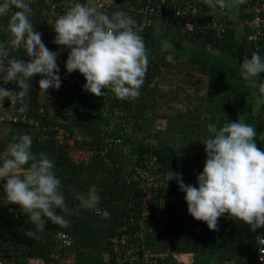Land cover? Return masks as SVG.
<instances>
[{"label":"trees","instance_id":"16d2710c","mask_svg":"<svg viewBox=\"0 0 264 264\" xmlns=\"http://www.w3.org/2000/svg\"><path fill=\"white\" fill-rule=\"evenodd\" d=\"M108 1L103 12L109 16L117 11L126 12L136 22L135 30L148 51L146 77L135 100H118L106 89L102 90L107 92L101 97L84 91V76L78 70L67 73L68 51L53 42L56 19L70 8L67 0H26L32 10L29 19L42 34L43 43L49 50L59 52L57 64L62 84L58 90L50 88L44 94L39 92L41 76L29 80L25 112L11 108L8 99L0 100V164L7 158L6 148L13 137L30 135L32 152L44 153L54 161L53 171L61 181L60 191L66 205L64 210L56 209V213L71 223L62 228L45 218V230L39 232L18 205L0 201V247L8 240L15 245L13 254H8V248L4 247V255L10 262L2 264H30L31 261L61 264L52 261L53 246L60 231L73 238V243L65 249L74 254L76 264H117L118 250L112 236L127 233V242H138L133 236L134 227L119 230L128 219L130 208L137 209L144 197L138 186L140 181L130 178L135 167L156 155V162L166 174L170 170L180 173L185 184L198 187L197 177L207 159L203 142L215 134L210 128L213 116L217 117V127L238 120L255 126L257 147L264 151V105L255 111L251 109L252 100L256 101L259 96L258 88L239 75L241 63L245 57L251 59L254 51L264 60V21L259 27L247 21L253 14L247 11V2L237 6L239 19L233 20L229 18L234 16L232 8L212 9L203 0H192L196 2V10L175 18L172 6L165 11L170 0H155L157 12L150 24H143L144 15L139 8L144 1ZM261 15L264 17L263 11ZM213 16L226 17L232 22L221 36L214 28L207 27ZM9 18L10 14L0 17V42L9 38L5 31ZM187 21H197L206 29H190ZM256 31L263 33L255 38ZM164 41L173 46L168 52L161 51ZM9 52L10 58L29 59L22 47ZM168 55L172 56L171 62L166 59ZM261 82H264V73L256 84ZM7 89L20 90L16 83H10ZM19 107L17 104L16 108ZM11 112L20 113L19 119L10 118ZM23 113L29 118H22ZM32 115L39 121L30 120ZM109 134L118 139L104 153L102 149ZM70 150L87 151L90 156L75 159ZM28 167L30 162L24 169ZM172 183L180 191L175 179ZM93 185L100 197L97 207L108 209V218L80 207L77 194H86ZM182 221L176 218L173 226H169L170 242L163 244V234L154 232L146 243L159 246L155 243L158 240L162 248L170 243L171 247L199 253L204 246L207 224L195 219ZM218 221L222 233L218 264H262L257 260L256 238L264 228L252 232L249 225L237 224L228 214ZM197 223L201 224L200 230L196 229ZM159 260L155 264H182L176 263L172 254ZM124 264L130 261L126 259Z\"/></svg>","mask_w":264,"mask_h":264},{"label":"clouds","instance_id":"9594fccd","mask_svg":"<svg viewBox=\"0 0 264 264\" xmlns=\"http://www.w3.org/2000/svg\"><path fill=\"white\" fill-rule=\"evenodd\" d=\"M203 2L212 9L218 6L227 10L233 3L244 4L246 0ZM103 8L102 0L73 4L56 19L53 42L68 51L67 73L78 70L84 76V91L97 97L111 91L118 100H135L146 77L148 51L142 36L135 30L134 19L124 11L109 16L101 11ZM31 11L26 0L0 2V17L10 14L5 29L9 38L0 42V81L4 85L16 83L20 89L0 86V100H10L11 108L19 112L27 111L28 81L35 76L42 77L39 92L44 94L50 88L58 90L62 84L57 64L59 52L49 50L43 43L42 34L29 19ZM21 47L29 59L10 58L9 49L18 51ZM172 47L164 41L161 51L168 52ZM166 59L171 62L172 56ZM261 73H264V60L254 51L251 59L245 57L241 63L239 75L258 88L257 106L264 105V82L256 84ZM105 89L106 92L102 91ZM210 128L215 134L203 142L207 159L203 172L197 177L198 187L185 184L182 175L171 170L165 179L177 181L180 191L185 193L188 213L195 220L205 222L210 230H218V220L224 214L237 224L249 225L252 232L264 228V151L255 142L256 127L238 120L218 127L211 123ZM31 145L32 137L28 134L13 137L7 145V158L0 164V181H6L3 184L5 196L0 197V201L18 205L39 232L45 230V218L67 228L71 222L56 213V209L64 210L66 205L60 191L61 181L53 171L54 161L44 153H33ZM29 162L30 167L25 170ZM76 198L82 209L94 210L108 218L109 213L97 207L100 197L94 185ZM256 243L260 246L259 259L264 264V238L257 236Z\"/></svg>","mask_w":264,"mask_h":264},{"label":"built area","instance_id":"2783aa9c","mask_svg":"<svg viewBox=\"0 0 264 264\" xmlns=\"http://www.w3.org/2000/svg\"><path fill=\"white\" fill-rule=\"evenodd\" d=\"M141 1H144L139 8L140 12L144 15L143 24H150L152 21V15L157 12L155 0ZM87 2L88 0L79 1V3ZM102 2L105 6V4L109 1L102 0ZM246 2L248 4L247 11L253 13L251 16H248L247 21L253 26L259 27L261 22L264 21V17L261 15L262 11L264 12V0H246ZM66 3L68 4V7H71L75 4V1L67 0ZM169 6H172V15L175 18H178L180 15L189 11H195L197 8L196 2L192 0H170L165 6V11L169 9ZM101 11H103V9H101ZM187 25L190 29L195 27H199L201 30L206 29V27H202L197 21H187ZM231 25L232 22L228 21L226 17L216 18L213 16L211 20L209 19L207 27L214 28L216 33L221 36L223 31ZM259 33L263 32L256 31L255 38H258ZM9 84L4 85L3 82L0 81V86L5 87L6 89L9 88ZM53 110L57 111L58 108ZM12 112L10 114V118H14L15 120L19 119L18 114L20 113L15 114ZM22 115V118L24 119L29 118L26 113H23ZM30 120L39 121V119L36 118V115H32ZM117 139L118 138L114 135L109 134L106 137L105 144L102 149L103 152H107L109 147L115 143ZM156 161V155L146 158L144 163L138 164L135 167L134 172L130 176L131 179L133 177L140 181L138 186L143 192L144 197L137 209L135 208L136 206H132V208H130L129 217L125 223L119 226V230L123 231L124 229H129V227H134L135 232H133V236L138 238V242H127L129 237L127 233L112 236V241L115 242V248L118 250L117 257L119 260L117 264H124L126 259L130 261V264H150L151 260L157 262L160 258L167 256L168 253H156L150 248H147V238L154 232H161L163 236L167 238L169 226H173L172 221L176 218L180 222H184L182 221L183 219L194 220V218L188 213L185 193L174 189L172 181L169 182L165 179V170L161 168ZM4 183H6V181H0V197L5 196L3 190ZM98 208L101 212L106 210L110 215L108 209L101 206H98ZM163 210H165V212H163ZM200 228L201 224L197 223L196 229L200 230ZM258 236L264 238V231L260 232ZM72 243V236H70L67 232L60 231L58 233L57 242L53 246L52 261L61 262V264H76L74 254L65 249ZM119 243L123 244L125 247L120 246ZM4 247L8 248V254H13L15 252V245L10 240L5 242ZM4 247H0V264L10 262V258L7 255H4L5 253L3 249H6ZM259 247L260 246L257 245V260L261 262L259 259ZM30 264L40 263L38 261H31Z\"/></svg>","mask_w":264,"mask_h":264},{"label":"crops","instance_id":"0c3cea01","mask_svg":"<svg viewBox=\"0 0 264 264\" xmlns=\"http://www.w3.org/2000/svg\"><path fill=\"white\" fill-rule=\"evenodd\" d=\"M238 5L233 3L232 6V13L236 18V20H238ZM257 105H256V101L252 100L251 103V109H256L257 110ZM255 142L257 144V139L256 137L254 138ZM222 233H221V225L220 222L218 221V230L213 231L210 230L209 228L206 229L205 232V242H204V246L202 248V250L198 253L197 251H192V250H183V249H177L175 247H171L170 243L169 246H167L166 248H162L161 243L158 240H155V243H157L159 246H156L154 243L149 245L147 244V248H150L153 252L156 253H168L167 256H169L170 254H172L175 257V261L176 263H182V264H191L194 262H197V264H218V252L220 249V245L222 243ZM165 242H170L168 237L165 238V240L162 242L163 244ZM167 256L162 257V259H165ZM160 260H158L157 262H159ZM153 262V263H152ZM157 262H154L151 260L150 264H155Z\"/></svg>","mask_w":264,"mask_h":264},{"label":"rangeland","instance_id":"374dc122","mask_svg":"<svg viewBox=\"0 0 264 264\" xmlns=\"http://www.w3.org/2000/svg\"><path fill=\"white\" fill-rule=\"evenodd\" d=\"M204 92H205V90H203V91H200V94L201 95H203L204 94ZM178 105V104H177ZM176 106V105H175ZM57 107V106H56ZM55 107V108H56ZM60 109V108H59ZM176 110V109H175ZM70 152H71V154H72V156H73V158H75V159H88L89 158V156H90V153L89 152H87V151H82V150H70Z\"/></svg>","mask_w":264,"mask_h":264},{"label":"water","instance_id":"95a60500","mask_svg":"<svg viewBox=\"0 0 264 264\" xmlns=\"http://www.w3.org/2000/svg\"><path fill=\"white\" fill-rule=\"evenodd\" d=\"M218 113H221V112L219 111ZM216 122H217V117H216V116H213V118H212V120H211V123H212L215 127H217Z\"/></svg>","mask_w":264,"mask_h":264}]
</instances>
